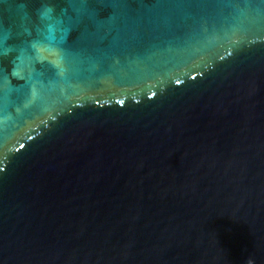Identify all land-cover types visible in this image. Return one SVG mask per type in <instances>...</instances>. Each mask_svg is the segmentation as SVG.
Instances as JSON below:
<instances>
[{
	"label": "water",
	"instance_id": "water-1",
	"mask_svg": "<svg viewBox=\"0 0 264 264\" xmlns=\"http://www.w3.org/2000/svg\"><path fill=\"white\" fill-rule=\"evenodd\" d=\"M0 264H264V0H0Z\"/></svg>",
	"mask_w": 264,
	"mask_h": 264
},
{
	"label": "clouds",
	"instance_id": "clouds-1",
	"mask_svg": "<svg viewBox=\"0 0 264 264\" xmlns=\"http://www.w3.org/2000/svg\"><path fill=\"white\" fill-rule=\"evenodd\" d=\"M14 74H16V73H14Z\"/></svg>",
	"mask_w": 264,
	"mask_h": 264
}]
</instances>
